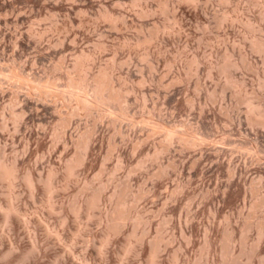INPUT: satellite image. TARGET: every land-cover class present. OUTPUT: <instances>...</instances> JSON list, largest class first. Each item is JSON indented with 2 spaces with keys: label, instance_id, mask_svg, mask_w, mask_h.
Listing matches in <instances>:
<instances>
[{
  "label": "rangeland",
  "instance_id": "rangeland-1",
  "mask_svg": "<svg viewBox=\"0 0 264 264\" xmlns=\"http://www.w3.org/2000/svg\"><path fill=\"white\" fill-rule=\"evenodd\" d=\"M164 1L165 3L163 2V0H136V2L135 0H0V65H2L0 67V73L2 72L4 74H0V86L5 88L4 95H0V153L1 151H4L3 154L5 156L7 155V157L9 158L7 160H13L15 157H19V166L22 163V165L20 166L22 170H26V168L27 170L29 168V170H31L32 168V171H34L36 174H41V172L47 173L50 168L55 167L57 164H59L56 166L57 168H64V166L62 167V165H65L66 161H70L76 155V145L72 143L77 142V135L79 136V139L80 136L87 132L89 129H94L95 135L93 136V141L91 144L92 147H90L87 156V165L85 164L84 168L83 166L79 167V169L77 168L76 176L70 178L69 181H66L65 179V181H63V178L60 174V182L63 181L64 183L61 182L59 185H63L64 187H59V196L55 195L54 197L55 200L57 198L56 202L60 201V205L64 204L63 206H66L70 209V207L74 205L75 202H78L79 194L82 191L86 192L88 190H85L83 188V185H85V183H87L89 187V193L98 191L99 193H101V195H103V197L104 194L105 196H109L108 194L110 192L112 193L115 189H117V186L119 188V186H121L122 184L121 188H119L118 190H124V187L125 190H127V197L129 200H131L132 209H134L132 213H134L133 216H135L131 221L128 222V229L127 227H125L123 230L126 231V233L128 230V234L123 232L121 233L120 237H126V239H128L125 234L129 237V233L131 232V230L137 228L138 234H143H140L139 237H142L141 239L145 240L143 241L145 245L149 243L148 245L150 246L154 241H157L158 243L161 242L159 243L161 247L159 256L162 255L160 259L162 261H165L164 264H172V258H174L175 254L180 255L177 256L179 257V261L181 263L184 262L181 260L185 259V261H188L189 259V261L191 260L192 264H212L210 262H213L212 260L215 259L216 262L214 260V263L216 264H227L221 257L223 252L221 250V244L226 245V243H224V237H227L225 235L226 232L230 233V238L232 239H230V247L234 246L235 248L236 246V249L230 248L231 252L234 250L232 252L233 256L235 258L238 256L236 259L243 256H240L242 251L243 254L246 255L248 252L245 253V251H249L251 249L254 250H251L252 253L249 252L247 254L249 256L253 254L254 257L253 255L250 257L246 256L247 258L243 256L244 258H241V262H239L240 260L238 259L237 264L238 262L240 264H247L248 261V264H260L259 262L261 260L262 262L264 261V233L262 232L261 234L260 231H258V227H256L255 225H259L260 221L264 223V204H262L264 202V127L251 125L249 121V115L246 113L248 111V106L245 101L242 102L243 104L240 102L243 99H240L242 96L240 91H247V93H249V96H251L252 94L253 100L255 101H259L258 98H260V101H262V104L264 105V49L259 51L253 47V38L257 37L264 40V33H262L264 32V21L262 18H260L262 14L261 12H264V0L261 1L262 3L260 2L261 5L260 3L254 5L252 0H226V2H224L223 0ZM222 1L224 3H222ZM247 2H250V4H247ZM84 3L87 4L85 5ZM165 4H167L168 6L164 7ZM102 8L109 9L108 11L111 12V16L115 18L120 17L118 21L116 20L114 22H110L109 19L101 18L100 12L102 11ZM146 9L148 11H146ZM256 9L258 10V12ZM142 11H146L148 12V14L150 13V11L152 12L149 15L143 17ZM167 12L169 13L167 14ZM174 12H176L178 15L174 16L176 15L174 14ZM225 12L227 13L228 17L226 16ZM154 14L155 17H152V15L154 16ZM254 14L257 16V18ZM258 15L260 17H258ZM223 16L227 17V20L224 19V21H222ZM242 17L244 20L242 19ZM247 17L250 19H248ZM175 19H177L178 22ZM88 20L90 23L88 22ZM119 20L121 21L119 22ZM246 20H251L250 22L256 27L252 26V30L247 25L246 27ZM93 21L95 23H93ZM238 21L240 23H238ZM122 22L123 25H121ZM156 22L157 24H155ZM179 22L182 23L179 24ZM82 24L85 25L83 26ZM154 24L156 25L157 29L161 28L160 30L158 29V32H160L159 34L161 36L159 34L157 35V33H155L153 29V33L156 37L155 39L153 37L155 42H153L152 39L151 44L149 43L146 48L145 45L144 48L143 46H140V48H134V46L130 44L134 49H131V46H128L129 49L128 47L126 48V46H124V43H134L135 45L139 39L141 40L143 39V37H148V35L152 34L151 28H155ZM165 25L167 26V31ZM141 28H143L145 32H149L150 29L151 33L149 32V34H146ZM248 28L250 30H248ZM251 32L253 33V35ZM254 32L256 33L254 34ZM41 33L43 34L41 35ZM144 33L146 34V36H144ZM250 37L252 38V40L250 39ZM98 43H105L104 45H106V49L102 51L96 50L95 47ZM115 48H120V50L117 49L119 52H117ZM94 50L99 52H96L97 54L94 55V58L96 59L91 62V64L94 62L93 65H91L92 69H94L92 71H97L102 66H107L108 64H110L111 59L113 58L115 59V62L117 59V63H119L120 65L124 64L121 66L119 64L116 65L118 67L116 68V70L113 69V71L115 70L114 73L112 72L114 74L113 76L116 75L118 78L121 76L119 78L120 80L122 79V77L124 80H126L124 86H127L128 91L131 92L127 94V111H122L126 113V118L123 121H119L118 123H115V125L111 122V118L109 117H104L101 121H97V113L91 116L87 111L84 110L81 111L79 115L72 118V122L68 126V128L66 127L64 130L60 131L57 134L56 131L59 122L58 119H60L61 117H65L67 115L66 113H68L69 110L71 111L72 108L76 107V104L74 102H69V107L71 108L69 109L68 106H65L61 102H55L54 99H51L50 97L43 99L39 95H36L34 93L30 92L28 94L29 91L22 88L21 90L23 93L20 92L19 103L15 106L10 105L12 91L8 88L10 84H18V81H20L18 80V75L30 78L32 81L36 80L44 82L48 79L56 80V86H59V89L67 90V73L68 70H71L75 56L78 54V52L81 51L92 53L94 52ZM253 50H255L256 52ZM145 51L148 52V54L145 53ZM257 52L259 53L257 54ZM226 53L227 56H229L230 54L233 57L232 58L230 56L231 59H233V62L238 61L236 64L239 63L238 67H241L243 69L232 68L233 71H230L232 74L230 72L228 73H230V76L233 75V78L230 77L229 74L226 75L227 73L224 75L223 73L221 74L216 68L215 70L218 71L221 75L215 70L211 72L215 67L213 65L219 63L224 58V55H226ZM144 56L145 58H143ZM193 56L195 57L194 59ZM192 59L198 60V65L193 64V66L191 63L193 61ZM245 60L247 62H245ZM124 61H126V63H124ZM58 62L59 64L61 62V65L63 63V67L61 66L62 68L56 69V64ZM242 63L243 66H246L247 64V68L245 66V68L240 66L242 65ZM190 64L192 68H190ZM152 67H154V69H152ZM227 76H229L230 79H228L229 77ZM116 79L115 82L118 81V79L117 81ZM228 82H234V85L232 84L230 88V84ZM219 83L220 85L218 86ZM222 86L224 89L222 88ZM233 86H236V88H234ZM131 89H133L134 91H132ZM235 91H237L236 94L233 93ZM257 91L259 92L256 93ZM215 93L217 94L214 95ZM237 94L239 95V98ZM212 95H214V99ZM256 95L258 96L255 97ZM211 98L213 99V101L211 100ZM22 110L26 112V116L21 119L20 124H18V129L16 128L17 124L13 120L12 115L13 113H20ZM115 110L119 112L118 107H115ZM59 112L61 113V115ZM146 122L158 123L168 130L172 128L182 131L187 130L189 133L196 135L199 139H205L208 142V144L205 145L207 147L204 146L203 150L200 151V149L198 148H181L179 147L181 145L175 143L171 147L170 151L168 150L166 153H161L159 156L153 158L151 156L154 155V149L158 148L163 140V131L162 134L159 133L153 137H150L149 132H146V128H148L146 126ZM3 123H5L8 127L6 126L5 129H2L1 126L3 125ZM141 138H143L145 141ZM133 145H136V147L138 148L134 147ZM11 148H13L14 151ZM64 159L67 160L65 161ZM144 159L146 162H144ZM57 160L60 161V163L57 162ZM23 161L25 162V165ZM60 164L62 165L60 166ZM162 165L164 166V168ZM160 167L165 169V173H161L162 169H159ZM231 170H233L235 174H231ZM129 171L132 172L130 173ZM46 173H44V175ZM83 177L85 179H83ZM118 177L121 178L119 179ZM73 178L76 179V182L81 178L83 180L80 179V181H83L84 183L81 184V182L79 181L81 184L79 185V182L75 183V180L73 181ZM23 181L24 180H21V183L17 185L18 190L16 187V191H20L19 198H23L22 200L18 199L19 206L22 205L20 206L22 208L23 206H29L26 207L29 208V210L26 208L24 209L25 211H28L29 218L32 217V220L34 218L33 221L35 223L33 224V227L36 226L34 229L39 226V229L37 228V230L35 231L37 232V234L39 233L40 236L38 235V237L39 239L41 238V243L46 246L52 241L51 239H54V237H47L48 240H46L48 241V243H43L46 241L44 238H46L47 235L45 229H43L45 227L40 225L42 222H44L45 219L47 220L50 215L51 219L57 218L56 220H58L61 217V212L58 211L55 213V215L47 212L49 211V209L47 208L46 204V193L43 190H41L42 192H44L42 194L41 191H38L39 193H36V197L34 196L35 199L32 198L29 190L27 189L25 181ZM91 181L94 184L91 183ZM251 181L253 183L255 182V186L257 185V192H254L255 195L254 193L252 194L251 191L250 184L253 185ZM112 183H114V186ZM21 184H23L22 187L20 186ZM70 184L73 185L68 186ZM2 185L3 183L1 182L0 198L2 200L0 199V201H2L3 203L4 201H6L9 190L6 186ZM129 185H133L132 188L134 190H132L131 186L129 188ZM96 186L101 190H97ZM126 187L128 189H126ZM78 188L80 189L76 191ZM110 188L113 190H111ZM24 189L25 191H23ZM60 189L62 190V192H60ZM106 190L107 193H104ZM131 190L132 193L130 195L129 191ZM140 191L142 192V195L144 194L143 196L140 195ZM175 193L176 195H174ZM43 194L45 195L43 196ZM77 195L78 197L76 198L75 196ZM128 195L132 196V199H130L131 197ZM26 196L30 197L28 198ZM81 196L82 193L80 195L79 201L81 200ZM141 196L143 201L141 199ZM170 196L172 198H170ZM30 198H32V200ZM107 198L106 201H103L105 203H102V205H99L98 207H96V209H94L93 212L95 213H93V215L95 216L92 217L94 220L91 219L92 221L89 222L90 225L88 227V229L90 230L88 231V229H86L81 233L83 235L80 234L82 240V237L84 236L85 240H83V243L81 242L82 240H80V238L76 236V231L79 228L77 222H79L80 224L83 217H78V221H76L77 217H74L72 220H75V223L70 221L73 225L70 223L68 225L69 228H67L69 230H67V232L65 231V234L62 233V235L64 236L62 237V242H57L55 240L54 244L56 246L52 247L53 241L50 243L52 245H47L48 248L52 247V250L47 249V246L45 247L47 249V254H49V256L51 257L53 253H55L54 256L50 258L48 255L43 253L37 259V255H35L33 256V258H30L32 260L29 259L30 262L37 259L36 261L31 262V264H35L37 261V263L40 264H53V262L55 263L57 260L56 258H54L55 255L57 254L56 256L58 258V255L62 253V250H64L62 255L71 256L72 254H69V251L71 252V248L72 251H74L73 246L69 247V245H74L72 244L71 240L76 242V247H80L76 248L75 254L72 252L74 255H78H72L74 257V260L78 259L77 261L81 264H85L83 260L82 262L84 263L81 262L82 258L84 260H87V264H100L101 262L99 263V260L101 261V259L104 261L105 259L101 258L99 254L97 255L98 252H95L98 250V245H94L95 243L92 244V246H97V250L92 246L91 250L90 247V249L87 248V242L85 241H88L90 234H92L93 232L98 233L103 229V226L105 227L104 223L101 221L104 217V206L110 205V203L107 201ZM43 199H46L45 205L43 203ZM68 200L70 202H68ZM73 200H75V202ZM19 201H22L21 203L23 204H21ZM63 201H65V203H63ZM66 202L68 204H66ZM255 203H259V205L261 206L258 205V209H256V212H252V207L250 206H253ZM68 205L70 206L68 207ZM100 207L103 209V211ZM136 207H138L139 209ZM99 208L102 211V213H100L102 214V216L100 215L101 217L98 213L100 212ZM97 209L99 210L98 212H96ZM35 213L36 215L39 214V218L35 215ZM46 213L47 215H49V217H47ZM96 213L98 216L96 215ZM41 215L45 217L44 220H42L44 217H41ZM139 216L142 217V223L139 225L141 226L139 228L140 230L138 229L137 225V227L132 228V226H135L136 218ZM246 216L249 218V220L246 218ZM39 219L41 221H39ZM145 219L148 221L145 222ZM257 219H259L260 221H257ZM54 221L55 220L51 221L49 219L46 221V223H48L49 225V223L51 222L53 225L50 224V226H54L51 228H53V230H55L56 228L57 230V225L60 221L58 220V222L56 223ZM46 223H44V225ZM230 223L233 226L231 227V229L229 227ZM245 223L246 225L250 224V228L248 227L249 231L244 230L247 228ZM1 225L2 224L0 222V227ZM148 226L149 228H147ZM227 226L229 230L227 229ZM2 227L1 229L4 228ZM40 228L41 232L43 231L45 234L38 231L40 230ZM205 228H207V231L205 230ZM225 228L228 231H226ZM232 228L235 229V231L233 230L235 240H233V236L231 234ZM242 229L244 230V233ZM5 230L6 229L2 230V234L7 232ZM21 230L22 228L19 231L20 233L22 232L21 237H19V232L18 234H16L17 237L22 239H19V241L22 242V245H29L31 240L29 239L28 233H25L27 232L26 229L24 230L23 228V230ZM102 231L103 233L105 232L104 230ZM68 232L70 234L67 235ZM73 233L74 235H76L73 236ZM5 234L4 236H1L0 234V238L4 237L0 240L6 239V236L8 237V233ZM84 234L88 236L87 239ZM98 234H100V232ZM146 234H148L147 238L145 236ZM149 234L151 238L148 237ZM158 234L161 235L158 237ZM66 235L69 236V239ZM72 236L75 239H71ZM157 238L159 241L156 240ZM159 238L161 239V241ZM191 238L193 240H191ZM27 239H29L30 241ZM77 239L78 241H80V243L78 241H75ZM126 239L124 240L126 241ZM173 239L175 240L173 241ZM237 239L239 241H237ZM6 240L2 241L4 245L8 243V239ZM68 240L71 241V243ZM64 241L67 242L65 243ZM120 241H122V239ZM222 241L223 243H221ZM59 242L66 244V246L64 244L62 246L61 244H59ZM123 242H120L122 246L114 245L117 246L115 247V249H113L114 246L113 248L111 247L114 251V253L112 251V256L115 253L122 254L121 248L123 249V245H125V242ZM243 242L247 244H243ZM56 243L59 245L57 246ZM141 243H139V246ZM241 244L245 246V250L244 248H242L244 246H241ZM84 246L87 249H85ZM211 246L216 250L215 253L213 252L215 251L213 248V250H210ZM252 246L257 247V250ZM1 247V250L4 248L5 250H7V245ZM61 247L62 249L60 251L59 248ZM64 247H67L68 249L65 248V250ZM83 248L84 251H82ZM119 248L121 251L119 250ZM166 248H168V250ZM247 248L250 249L248 250ZM53 249H57L58 252L56 253L57 250L54 251ZM48 250L50 251V253L48 252ZM88 250L90 255H94L93 257L91 256L90 258L89 253L87 255V252L85 251ZM240 250L241 253L239 252ZM185 251L186 253H184ZM210 251L213 253H211ZM237 252H239L240 254L236 255ZM253 252H256V256ZM120 254H116V257L115 255L113 256L118 261L115 258L108 256V258L111 257V259L115 260H108L111 262L110 263L106 261L108 259L107 258L104 262H102L104 264H117L118 262V264H145L144 262L148 264L147 259H144V257H146L145 255H136L132 253L130 256L133 255V257L129 259L133 260H129L126 263L125 259L130 256H124L123 254L122 256ZM211 254L215 258H212ZM44 255L47 256L48 259L47 257L43 258L45 257ZM69 256L64 258L68 259ZM40 257H42V260H39ZM118 257L121 259H118ZM64 258L63 260H66ZM135 258L136 260L134 261ZM141 258H143L144 261ZM206 258L209 259L206 260ZM250 258L252 260H250ZM52 259H54L53 262ZM244 259L245 261H243ZM166 260L171 261L168 262ZM30 262H27V264H29ZM262 264H264V262Z\"/></svg>",
  "mask_w": 264,
  "mask_h": 264
},
{
  "label": "bare ground",
  "instance_id": "bare-ground-1",
  "mask_svg": "<svg viewBox=\"0 0 264 264\" xmlns=\"http://www.w3.org/2000/svg\"><path fill=\"white\" fill-rule=\"evenodd\" d=\"M59 1V0H58ZM67 1V0H66ZM85 1V0H84ZM101 1V0H100ZM185 1H187V0H185ZM190 1V0H189ZM196 1V0H195ZM194 1V2H195ZM224 2H226V0H223ZM222 1V3H224ZM244 1V0H243ZM262 0H252V2L254 3V5L256 4H259L260 2H261ZM56 2V1H55ZM76 2V1H75ZM79 2V1H78ZM82 2V1H81ZM115 2V1H114ZM113 2V3H114ZM120 2V1H119ZM118 2V3H119ZM135 2H136V0H135ZM163 2L165 3V1L163 0ZM192 2V1H191ZM229 2V1H228ZM57 3V2H56ZM168 3V2H167ZM197 3V2H196ZM246 3V2H245ZM262 3V2H261ZM261 3H260V5H261ZM264 3V2H263ZM59 4V3H58ZM85 4V3H84ZM87 4V3H86ZM85 4V5H86ZM93 4V3H92ZM102 4V3H101ZM135 4V3H134ZM138 4H140V3H138ZM189 4V3H188ZM229 4V3H228ZM247 4H250V2L248 3L247 2ZM70 5V4H69ZM78 5V4H77ZM193 5V4H192ZM117 6V5H116ZM143 6V5H142ZM166 6H168L167 4H165V6L164 7H166ZM238 6V5H237ZM251 6V5H250ZM73 7V6H72ZM102 7V6H101ZM133 7V6H132ZM141 7V6H140ZM172 7V6H171ZM262 7V6H261ZM146 8V7H145ZM263 8V7H262ZM113 9V8H112ZM157 9V8H156ZM165 9H167V8H165ZM164 9V10H165ZM80 10V9H79ZM85 10V9H84ZM109 9H106V8H102V11L100 12V17L101 18H103V19H109L110 20V22H114V21H118V19L120 18V17H113V16H111V12L110 11H108ZM169 10V9H168ZM168 10H166V11H168ZM171 10V9H170ZM240 10V9H239ZM238 10V11H239ZM242 10H244V9H242ZM257 10V9H256ZM86 11V10H85ZM125 11V10H124ZM144 11V10H143ZM142 11V12H143ZM146 11H148L147 9H146ZM143 12L142 14H143V17L144 16H147V15H149L152 11H150V13L148 14V12ZM158 11V10H157ZM165 11V12H166ZM172 11H174V10H172ZM262 11V10H261ZM81 12V11H80ZM84 12V11H83ZM83 12H82V14H83ZM88 12V11H87ZM162 12H164V11H162ZM179 12V11H178ZM251 12V11H250ZM252 12H253V10H252ZM255 12V11H254ZM257 12H258V10H257ZM85 13V12H84ZM133 13H135V12H133ZM132 13V14H133ZM169 12H167V14H168ZM226 13V12H225ZM229 13V12H228ZM242 13V12H241ZM262 13V14H261ZM261 13H259V14H261V17L258 15V17H260V18H262L263 19V21H264V12H261ZM99 14V13H98ZM139 14V13H138ZM156 14V13H155ZM155 14H154V16L152 15V17H155ZM166 14V13H165ZM166 14V15H167ZM173 14V13H172ZM174 14H176V15H174V16H177L178 14L176 13V12H174ZM240 14V13H239ZM243 14V13H242ZM112 15H114V14H112ZM140 15V14H139ZM165 15V16H166ZM255 15V14H254ZM83 16V15H82ZM123 16V15H122ZM128 16V15H127ZM137 16V15H136ZM141 16V15H140ZM226 16L228 17V15H227V13H226ZM256 16V15H255ZM86 17V16H85ZM126 17V16H125ZM138 17V16H137ZM225 16H223V19H222V21H224V19H226L227 20V17H225ZM244 17V16H243ZM243 17H242V19H243ZM95 18H97V17H95ZM100 18V19H101ZM176 18V17H175ZM248 18V17H247ZM256 18H257V16H256ZM148 19V18H147ZM178 19H180V18H178ZM237 19H238V17H237ZM241 19V20H242ZM246 19V18H245ZM248 19H250V18H248ZM255 19V18H254ZM146 20V19H145ZM153 20V19H152ZM173 20H174V18H173ZM176 21H177V19H175ZM229 20V19H228ZM233 20V19H232ZM244 20V19H243ZM261 20V19H260ZM97 21V20H96ZM121 20H119V22H120ZM235 21V20H234ZM251 21V20H250ZM250 21H247L246 20V23H245V26L247 25L249 28H251L252 26H254V27H256L255 25H253ZM262 21V20H261ZM88 22H89V20H88ZM98 22V21H97ZM102 22V21H101ZM105 22H107V21H105ZM154 22V21H153ZM152 22V23H153ZM178 22V21H177ZM221 22V21H220ZM219 22V23H220ZM236 22V21H235ZM81 23V22H80ZM84 23V22H83ZM90 23V22H89ZM93 23H95L94 21H93ZM142 23V22H141ZM182 22H179V24H181ZM225 23V22H224ZM238 23H240L239 21H238ZM262 23V22H261ZM260 23V24H261ZM113 24V23H112ZM155 24H157V22L155 23ZM154 24V25H155ZM222 24V23H221ZM83 25V24H82ZM85 25V24H84ZM83 25V26H84ZM92 25V24H91ZM91 25H89V26H91ZM95 25V24H94ZM117 25V24H116ZM121 25H123V22H122V24ZM125 25H126V23H125ZM146 25V24H145ZM242 25V24H241ZM257 25H259V24H257ZM118 26V25H117ZM153 26V25H152ZM159 26V25H158ZM157 26V27H158ZM246 26V27H247ZM263 26V25H262ZM144 27V26H143ZM149 27V26H148ZM164 27V26H163ZM167 26L165 25V28H166ZM179 27H181V26H179ZM113 28V27H112ZM151 28V27H150ZM155 28H156V25H155ZM155 28H151V30H152V34H150V35H148V37L146 36V34H149V32L151 33V30L149 29V32H145L144 31V29L143 28H141V29H143V31L146 33H144V36H146V37H143V39H139V38H141V37H139L137 40H138V42H136V44L134 45V43H124V46H126V48L128 47V46H131L132 48L131 49H134L135 47H138V48H140V46H143V48H144V45H145V48L147 47V45H149V43L151 44V41H152V39H153V37H154V39L156 38L155 37V35H154V33H153V29H154V32L155 33H157V35L160 33V32H158L159 30L156 28V30H155ZM248 28V30H250ZM253 28V27H252ZM252 28H251V30H252ZM258 28V27H257ZM262 28V27H261ZM260 28V29H261ZM163 30V29H162ZM161 30V31H162ZM254 30V29H253ZM256 30V29H255ZM148 31V30H147ZM165 31V30H164ZM166 31H167V28H166ZM47 33V32H46ZM142 33V32H141ZM247 33H249V32H247ZM252 33V32H251ZM256 32H254V34H255ZM257 33H258V29H257ZM262 33H264V32H262ZM262 33H259V34H262ZM38 34V33H37ZM43 33H41V35H42ZM142 35V34H141ZM160 35V34H159ZM251 35V34H250ZM252 35H253V33H252ZM37 36V35H36ZM39 36V35H38ZM139 36V35H138ZM161 36V35H160ZM257 36V35H256ZM261 36V35H260ZM264 36V35H263ZM159 37V36H158ZM244 37H245V35H244ZM248 37H249V35H248ZM255 37V36H254ZM42 38V37H41ZM257 38V37H256ZM253 38V47L256 49V50H259V51H261V50H263L264 49V40L261 38ZM153 39V42H155V40ZM250 39L252 40V38L250 37ZM245 40V39H244ZM248 41V40H247ZM126 42V41H125ZM128 42H130V41H128ZM59 43V42H58ZM105 44V43H104ZM103 43H98L97 45H96V50H99V51H102V50H105L106 49V45H104ZM130 44H132L133 46H134V48H133V46L132 45H130ZM249 44H250V42H249ZM252 44V43H251ZM58 45V44H57ZM119 45H121V44H119ZM118 45V46H119ZM120 47H122V46H120ZM150 47V46H149ZM250 47H252V46H250ZM137 48V49H138ZM142 48V49H143ZM249 48V47H248ZM116 49V51L117 52H119L118 50H120V48H115ZM115 49H114V51H115ZM118 49V50H117ZM128 49H129V47H128ZM130 49V50H131ZM145 50V49H144ZM99 51H95L94 50V52H95V54H94V52H92V53H86V52H84V51H81V52H78V54L75 56V59L73 60L74 62H73V65H72V67H71V70H68V73H67V78H68V84H67V90H62V89H59V86H56V80H51V79H48V80H46V81H44V82H41V81H32L30 78H27V77H24V76H19L18 75V77H19V79L18 80H20V81H18V84H10V86H9V90H11L12 91V96H11V101H10V105L11 106H15V105H17L18 103H19V100H20V98H19V96H20V92H22V88L23 89H27L26 91L28 92V94L31 92V93H34V94H36V95H39L41 98H43V99H45V98H51V99H54V101L56 102H61L62 104H64L65 106H68L69 107V102H74L75 104H76V107L75 108H72V110L70 111H68V113H66L67 115L65 116V117H61L60 119H58L59 120V122H58V125H57V134L60 132V131H62V130H64L66 127L68 128V126L71 124V120H72V118L74 117V116H77V115H79L80 114V112L81 111H87L91 116H93V115H95V113H97V116H98V120L97 121H101L104 117H109V118H111V122L115 125V123H118L119 121H123L126 117V113L125 112H122V111H127V106H128V100H127V94L128 93H131V92H129L128 91V89H127V86H124V83H125V81L126 80H124L123 79V77H122V79L120 80L119 78L121 77H117L116 75V77L115 76H113L114 74V71L116 70V68L118 67V66H116V65H118L119 63H117L118 61H117V59H116V62H115V59L113 58V59H111V62H110V64H108L107 66L105 65V67L104 66H102L101 68H99L97 71H92V70H94V69H92V67H91V65H93V63L91 64V62L94 60V59H96V58H94V55H96L97 53L96 52H99ZM116 51H115V53H116ZM152 51V50H151ZM253 51H255V50H253ZM228 52V51H227ZM256 52V51H255ZM145 53H147L148 54V52H146L145 51ZM151 53V52H150ZM259 52H257V54H258ZM146 54V55H147ZM225 54V53H224ZM224 54H222V55H224ZM229 54V53H228ZM243 54V53H242ZM249 54V53H248ZM255 54V53H254ZM262 54V53H261ZM264 54V53H263ZM116 55V54H115ZM145 55V54H144ZM151 55V54H150ZM244 55V54H243ZM143 56V55H142ZM231 55L229 54V56H227V53H226V55H224V58L223 57H221V58H223L219 63H217L216 65H213V63H212V65L213 66H215L214 68L213 67H210V68H213L212 69V71L211 72H213V70H215V68L217 69V70H219V72L222 74L223 73V75L224 74H226V75H228L229 74V76H230V73L233 71V69L232 68H237V69H240L239 67H238V65H239V63L238 64H236L237 62H233L232 60L233 59H231V57H230ZM242 56V55H241ZM246 56V55H245ZM248 56V55H247ZM259 56H261V55H259ZM143 58H145V56L143 57ZM149 58V57H148ZM195 57L193 56V59H194ZM233 58V57H232ZM246 58V57H245ZM192 59V60H193ZM235 59V58H234ZM242 59V58H241ZM145 60V59H144ZM191 60V61H192ZM236 60V59H235ZM234 60V61H235ZM264 60V59H263ZM63 61V60H62ZM190 61V62H191ZM243 61V60H242ZM4 62V61H3ZM197 62H198V60H193L191 63H192V65L193 64H197ZM245 62H247L246 60H245ZM244 62V63H245ZM249 62V61H248ZM121 63V62H120ZM123 63V62H122ZM124 63H126V61H124ZM189 63V62H188ZM199 63V62H198ZM241 63V62H240ZM58 64V65H57ZM56 64V69L57 68H62L63 66V63H62V65H61V62H60V64H59V62ZM249 64V63H248ZM251 64V63H250ZM120 65V64H119ZM121 65H124V64H121ZM120 65V66H121ZM152 65V64H151ZM198 65V64H197ZM2 65H0V67H1ZM62 66V67H61ZM116 66V67H115ZM190 66H191V64H190ZM194 66V65H193ZM211 66V65H210ZM240 66H242V67H244L243 66V63H242V65H240ZM246 66H247V64H246ZM245 66V67H246ZM251 66V65H250ZM94 67V66H93ZM188 67V66H187ZM244 67V68H245ZM256 67V66H255ZM254 67V68H255ZM151 68V67H150ZM190 68H192V66L190 67ZM247 68V67H246ZM251 68V67H250ZM253 68V69H254ZM113 69H115L114 71H113ZM152 69H154V67H152ZM189 69V68H188ZM242 69V68H241ZM253 69H252V71H253ZM258 69V68H257ZM257 69H255V70H257ZM191 70V69H190ZM232 70V71H231ZM243 70V69H242ZM246 70V69H245ZM251 70V69H250ZM187 71V70H186ZM186 71H185V73H186ZM216 71V70H215ZM231 71V72H230ZM259 71V70H258ZM258 71H257V73H258ZM113 72V73H112ZM193 72V71H192ZM216 72H218V71H216ZM218 72V73H219ZM228 72H230V73H228ZM2 73V72H1ZM0 73V74H1ZM184 73V72H183ZM217 73V74H218ZM219 73V74H220ZM3 74V73H2ZM1 74V75H2ZM190 74H191V72H190ZM189 74V75H190ZM220 74V75H221ZM232 74V73H231ZM0 75V76H1ZM4 75V74H3ZM222 75V76H223ZM226 75H225V77H226ZM182 76V75H181ZM213 76V75H212ZM211 76V77H212ZM229 76H227V77H229ZM258 76H260V75H258ZM114 77H115V79L117 78L118 79V81H117V79H116V81L118 82H115V79H114ZM186 77V76H185ZM190 77V76H189ZM230 77H232L233 78V75L232 76H230ZM230 77L228 78V79H230ZM264 77V76H263ZM262 77V78H263ZM12 78V77H11ZM125 78V77H124ZM177 78V77H176ZM218 78H219V76H218ZM235 78V77H234ZM261 78V77H260ZM227 79V80H228ZM120 80V81H119ZM123 80V81H122ZM224 80V79H223ZM235 80V79H234ZM261 80V79H260ZM176 81V80H175ZM143 82V81H142ZM222 82V81H221ZM229 82H230V80H229ZM228 82V83H229ZM236 82H237V80H236ZM128 83V82H127ZM138 83V82H137ZM141 83V82H140ZM145 83V82H144ZM227 83V84H228ZM234 83V82H233ZM232 82L231 83H229L230 84V88H231V86H232V84H233ZM240 83V82H239ZM236 84V83H235ZM243 84V83H242ZM241 84V85H242ZM2 85V84H1ZM58 85V84H57ZM126 85V84H125ZM138 85H140V84H138ZM220 85V83L218 84V86ZM234 85V84H233ZM136 86V85H135ZM228 86V85H227ZM126 87V88H125ZM137 87V86H136ZM169 87V86H168ZM229 87V86H228ZM234 87V86H233ZM243 87H244V85H243ZM129 88V87H128ZM133 88V87H132ZM199 88V87H198ZM222 88H223V86H222ZM226 88V87H225ZM234 88H236V86L234 87ZM167 89V88H166ZM224 89V88H223ZM228 89V88H227ZM130 90V89H129ZM132 91H134L133 89H131ZM169 90V89H168ZM234 90V89H233ZM232 90V91H233ZM238 90V89H237ZM241 90V89H240ZM243 90V89H242ZM6 91H7V89H6ZM224 91V90H223ZM229 91V90H228ZM253 91H255V90H253ZM168 92V91H167ZM213 92H216V91H213ZM236 92L237 91H235V92H233V93H235L236 94ZM259 91H257L256 93H258ZM4 93H5V88L4 87H2V86H0V95H4ZM23 93V92H22ZM223 93V92H222ZM232 93V92H231ZM240 93H241V95L243 96H241V98L240 99H242V101H240V100H238V101H240L241 103L243 102V101H245L246 102V104H247V106H248V111L246 112L248 115H249V121H250V123H251V125H256V126H261V127H264V105L262 104V101H260V98H258L259 99V101H255V100H253V95L251 94V96H249V93H247V91L245 92H241L240 91ZM253 93H255V92H253ZM25 94V93H24ZM210 94H213V93H210ZM217 93H215L214 95H216ZM32 95V94H31ZM167 95V94H166ZM214 95H212L213 96V99H214ZM233 95V94H232ZM231 95V96H232ZM238 95V94H237ZM260 95V94H259ZM235 96V95H234ZM258 95H256L255 97H257ZM32 97V96H31ZM38 97V96H37ZM215 97H217V96H215ZM36 98V97H35ZM40 98V99H41ZM209 98H210V95H209ZM234 98V97H233ZM238 98H239V95H238ZM261 98H262V96H261ZM213 99L211 98V100L213 101ZM236 99H237V97H236ZM262 100V99H261ZM264 100V99H263ZM45 101V100H44ZM191 101V100H190ZM39 102V101H38ZM192 102V101H191ZM235 102V101H234ZM239 102V103H240ZM261 102V103H260ZM45 103V102H44ZM243 104V103H242ZM115 107H118V110H119V112L118 111H116L115 110ZM69 109H71L70 107H69ZM94 112V113H93ZM60 113V112H59ZM60 115H61V113H60ZM13 120L15 121V123L17 124V127L16 128H18L19 129V125L18 124H20V121H21V119L23 118V117H25L26 116V112L24 111V110H22L20 113H13ZM2 118V117H1ZM3 119V118H2ZM5 120V119H4ZM7 120V119H6ZM8 121V120H7ZM6 123V122H5ZM5 123H3V125L1 126V128L2 129H5L6 128V124ZM8 123V122H7ZM25 123V122H24ZM146 126L148 127V128H146V132L148 131L149 132V136L150 137H153V136H155L156 134H159V133H161L162 134V131H163V140H162V142H161V145L158 147V148H156V149H154L155 150V152H154V155H153V153H152V155L153 156H151V157H153V158H155V157H157V156H159L161 153H166L168 150L170 151V149H171V147L175 144V143H178L179 145H181V146H179V147H181V148H185V149H195V148H198V149H200V151L201 150H203V147L206 145V144H208V142L205 140V139H199L196 135H194V134H191V133H189L187 130H185V131H182V130H178V129H174V128H172V129H166V128H164L163 126H161L160 124H158V123H154V122H146ZM8 127V126H7ZM15 127V126H14ZM71 127V126H70ZM148 129V130H147ZM15 131V130H14ZM68 131V130H67ZM13 132V131H12ZM119 132V131H118ZM147 132V133H148ZM68 133V132H67ZM13 134V133H12ZM14 134H16V133H14ZM65 134V133H64ZM71 134V133H70ZM78 134V133H77ZM160 134V135H161ZM72 135V134H71ZM81 135V134H80ZM95 135V133H94V129H89L87 132H85L83 135H81L80 136V138L78 139V135H77V142L76 143H72V144H75L76 145V149H75V147H74V149L77 151L76 152V155H75V157L74 156H72V157H74L73 159H71L70 161H66L67 159H64L66 162H65V165H62V164H60V166L62 165V167L64 166V168H57L56 166L57 165H59V164H57L55 167H52V168H50L49 170H48V172L46 173V172H44V173H46L45 175H44V173L43 172H41V174H43V175H41V174H36L34 171H32V168H31V170H27V168H26V170H22V168L20 167L21 165H22V163H21V165L19 166V161H20V159H18L17 157H15L13 160H7V159H9L8 157H7V155L5 156L3 153H4V151L2 152L1 151V153H0V181L3 183V185L2 186H6L7 188H8V190H9V192H8V194H7V197H6V201H4L3 203H2V201H0V222H1V227L3 228V229H1V227H0V229H1V236H4V234L5 233H8V237L6 236V239H8V243H9V245H8V243L6 244L7 245V250H5V248L4 249H0V263L1 264H27V262H30V260H32V259H30V258H33V256H35V255H37L36 256V258L38 259V257L39 256H41L43 253L44 254H46V255H48L49 256V254H47V249H50V250H52V247H54V246H56L55 244H54V241L56 240L57 242L58 241H61L63 238L62 237H64L63 235H62V233L63 234H65L64 232L66 231L67 232V230H69V229H67V228H69V224L71 223V222H73V223H75L72 219L74 218V217H77L76 218V221H78L79 219H78V217H83V219H84V221H83V219H81L82 220V222H80V224H79V222H77L76 224L77 225H79V228H78V230L76 231L77 232V235L76 236H78L79 238H80V240H82L81 239V235H83V234H81L82 232H84V230H86V229H88V227H89V225H90V223L89 222H91L92 220H94L92 217L93 216H95V215H93V213H95V212H93L94 211V209H96V207H98L99 205H102V203H105V202H103V201H106V198H107V201L110 203V205H106V206H104L105 207V209H104V212H103V220L101 221V222H103L104 223V225H105V227L103 226V229L102 230H104L105 232L103 233V231L101 230V231H99L100 232V234H98V233H94L93 231V233L92 234H90L91 233V231H90V237L88 238V241H85V242H87V248H91V246H92V244H94V245H98V250H97V246L95 247V246H92V247H94V248H96V250L97 251H95V252H98L97 253V255L99 254L100 256H101V258H104L105 260L108 258V256H111V257H113L114 255H115V257H116V254H120V253H115L113 256H112V248H113V246L114 245H119V246H122L121 245V243L120 242H123V240L124 239H126V237L123 239V238H121L120 237V235H121V233H123V232H125L126 233V231H123L124 230V228L125 227H127V229H128V226H129V224H128V222L129 221H131L132 219H133V217L135 216H133V214L134 213H132V211H134V209H132V204H131V200H129L128 199V197H127V190H125V187H124V190L122 189V190H118L119 188H121V186H122V184H121V186H119V188H118V186H117V189H115L111 194L109 193L108 195L109 196H105V194H104V197H103V195H101V193H99L98 191L97 192H95V191H93L92 193H89L88 191H90L89 190V187H88V185H87V183H85V185H83L82 187L85 189V190H87L86 192H81L82 193V196H81V200L79 201V199H80V195H81V193L79 194V197H78V195L77 196H75L76 198L78 197V202L76 203L75 202V200H77V199H75V200H73L74 202H75V204L74 203H72V204H74V205H72L71 207H70V209L69 208H67L66 206H63L64 204L63 203H65V201H63V205H60L61 204V202L60 201H58V202H56L57 201V198H56V200L54 199V197H55V195L57 196L58 195V190H59V187H64L63 185L62 186H60L59 184L61 183V182H63V181H69V179L70 178H72V177H74V176H76V169L78 168L79 169V167H82L83 166V168H84V165L86 164V160L88 159L87 158V156H88V153H89V149H90V147H92V139H93V136ZM69 136V135H68ZM64 137V136H63ZM124 137H126V136H124ZM71 139V138H70ZM141 139H143V138H141ZM147 139H148V137H147ZM152 139V138H151ZM158 139V138H157ZM12 140H14V139H12ZM16 140V139H15ZM144 140V139H143ZM66 141V140H65ZM70 141H72V140H70ZM139 141V140H138ZM145 141V140H144ZM8 142V141H7ZM14 142V141H13ZM143 142V141H142ZM157 142V141H156ZM155 142V143H156ZM149 143V142H148ZM147 143V144H148ZM158 143V142H157ZM139 144V143H138ZM141 144H143V143H141ZM67 145V144H66ZM140 145V144H139ZM154 145H156V144H154ZM159 145V144H158ZM134 146V145H133ZM138 146V145H137ZM143 146V145H142ZM213 146V145H212ZM215 146V145H214ZM3 147V146H2ZM69 147V146H68ZM115 147V146H114ZM134 147H136V145L134 146ZM133 147V148H134ZM140 147V146H139ZM205 147H207V146H205ZM218 147V146H217ZM28 148V147H27ZM136 148H138V147H136ZM143 148V147H142ZM5 149H7V148H5ZM4 149V150H5ZM11 149H13V148H11ZM68 149V148H67ZM115 149V148H114ZM74 150V151H75ZM112 150V149H111ZM135 150V149H134ZM183 150V149H182ZM13 151H14V149H13ZM26 151V150H25ZM28 152H30V151H28ZM25 153V152H24ZM134 153V152H133ZM6 154V153H5ZM19 154V153H18ZM52 154V153H51ZM73 154V153H72ZM71 154V155H72ZM11 155V154H10ZM23 155H25V154H23ZM43 156V155H42ZM51 156V155H50ZM90 156V155H89ZM7 157V158H6ZM40 157V156H39ZM62 157H64V156H62ZM148 157V156H147ZM11 158H12V156H11ZM10 158V159H11ZM27 158V157H26ZM45 158V157H44ZM152 158V159H153ZM146 159V158H145ZM145 159H144V162H146L145 161ZM149 159V158H148ZM24 160H25V158H24ZM120 160V159H119ZM142 160V159H141ZM155 160V159H154ZM21 161H22V158H21ZM143 161V160H142ZM156 161V160H155ZM24 162V161H23ZM34 162V161H33ZM40 162V161H39ZM57 162H59L60 163V161H58L57 160ZM48 163V162H47ZM50 163V162H49ZM34 164V163H33ZM33 164H32V166H33ZM40 164V163H39ZM24 165H25V162H24ZM87 165V164H86ZM49 166V165H48ZM52 166V165H51ZM59 166V167H60ZM136 166H138V165H136ZM163 166V165H162ZM27 167V166H26ZM50 167V166H49ZM23 168H24V166H23ZM42 168V167H41ZM138 168V167H137ZM163 168H164V166H163ZM163 168H159V169H162L161 170V173H165V169H163ZM103 169V168H102ZM116 169V168H115ZM140 169V168H139ZM138 169V170H139ZM44 170V169H43ZM141 170V169H140ZM234 170V169H233ZM233 170H231V174H235V172H233ZM80 171V170H79ZM135 171V170H134ZM90 172H91V170H90ZM130 172V171H129ZM132 172V171H131ZM130 172V173H131ZM160 172V171H159ZM102 173V172H101ZM230 173V172H229ZM60 174H61V177L63 178V181H61L60 182V179H61V177H60ZM89 174V173H88ZM81 175V174H80ZM85 175V174H84ZM93 175V174H92ZM102 175V174H101ZM109 175H111V174H109ZM132 175H133V173H132ZM163 175V174H162ZM98 176H100V175H98ZM114 176V175H113ZM60 177V178H59ZM87 177V176H86ZM160 177H161V175H160ZM116 178V177H115ZM115 178H114V180H115ZM119 178V177H118ZM121 178V177H120ZM119 178V179H120ZM231 178V177H230ZM65 179V180H64ZM81 179V178H80ZM80 179H79V181H80ZM83 179H85L84 177H83ZM83 179H81V180H83ZM117 179V178H116ZM21 180H24L25 181V183H26V186H27V189L29 190V192H30V195L32 196V198H34V196L36 195V193H39L41 190H43L45 193H46V195L45 194H43V196L45 195V198L47 199V203H46V199H43L44 200V205H45V203L47 204V208L49 209V211H47V212H49L50 214H54L55 215V213L56 212H61V217L58 219L60 222H59V224L57 225L58 227V229L56 230V228H55V230H53V228H51V227H54V226H52L53 224L50 222L49 223V225H48V223H46V221L47 220H51V221H53V220H55L54 222L56 223V222H58V220H56L57 218H55V219H51V215H50V217H49V215H47V213H46V215H47V217H49V218H47V220L45 219V217L43 216V215H41V217L43 216L44 218L42 219V220H44V222H42L43 223V225H42V223H41V225L40 226H44L45 228H43V227H41V228H43V229H45V232H46V238H44L45 240L47 239V237L49 238L50 236H51V238H53L54 237V239H51L52 241V243H53V245L52 244H50V243H48V239L45 241V242H43V243H48L47 245H52V247L51 248H48V246H47V249L45 248L46 246H44L42 243H41V241H40V239H39V237H38V235H39V233L37 234V232L35 231V230H37V228L39 227H37L36 229H34L35 227H33L34 225V218H33V220L31 219V218H29V216H28V211H25V209L24 208H26L27 206H23V208L22 207H20V206H22V205H20L19 206V203H18V199L19 200H22L23 198H19V194H20V191H16V187H17V185L18 184H20L21 182ZM75 180V183H77V182H79V181H77L76 182V179H74L73 178V181ZM86 180H87V178H86ZM99 180V179H98ZM128 180V179H127ZM127 180H126V183H127ZM231 180V179H230ZM23 181V182H24ZM85 181V180H84ZM93 181V180H92ZM91 181V183H93ZM103 181V180H102ZM105 181V180H104ZM109 181V180H108ZM117 181V180H116ZM0 182V183H1ZM71 182H72V180H71ZM81 182V181H80ZM80 182H79V185H81L82 183H84L83 181L81 182V184H80ZM96 182V181H95ZM121 182V181H120ZM124 182H125V180H124ZM131 182V181H130ZM252 182V181H251ZM64 183V182H63ZM111 183V182H110ZM230 183V182H229ZM253 183V182H252ZM5 184V185H4ZM68 184V183H67ZM74 184V183H73ZM73 184H70V185H68V186H71V185H73ZM89 184H90V182H89ZM94 184V183H93ZM104 184H106V183H104ZM113 184V186H114V183H112ZM118 184V183H117ZM133 184V183H132ZM115 185H116V183H115ZM126 185V184H125ZM251 185V191H252V194L256 191L257 192V190H256V186H255V182L253 183V185L252 184H250ZM21 187L23 186V184H21L20 185ZM66 186V185H65ZM112 186V187H113ZM130 186L131 185H129L128 187L130 188ZM74 187V186H73ZM77 187V186H76ZM80 187V186H79ZM111 187V188H112ZM133 187V185L131 186V188ZM4 188V187H3ZM2 188V189H3ZM26 188V187H25ZM70 188V187H69ZM100 188H101V186H100ZM110 188V189H111ZM19 189H20V187H19ZM68 189V188H67ZM80 188H78L76 191H78ZM91 189H92V187H91ZM96 189L97 190H101V189H98L97 188V186H96ZM108 189V188H107ZM126 189H128L127 187H126ZM141 189V188H140ZM17 190H18V187H17ZM70 190V189H69ZM82 190V189H81ZM111 190H113V189H111ZM132 190H134L133 188H132ZM132 190L131 191H129L130 192V195H131V193H132ZM6 191V190H5ZM5 191H4V193H5ZM23 191H25V189L23 190ZM39 191V192H38ZM71 191H73V190H71ZM103 191V190H102ZM139 191V190H138ZM44 192H42L41 191V194L42 193H44ZM60 192H62V190L60 189ZM88 192V193H87ZM177 192V191H176ZM248 192V191H247ZM250 192V191H249ZM27 193V192H26ZM104 193H107V190L104 192ZM139 193V192H138ZM142 192L140 191V195H142L141 194ZM25 194V193H24ZM28 194V193H27ZM66 194H68V193H66ZM77 194H78V192H77ZM103 194V193H102ZM146 194H148V193H146ZM257 194V193H256ZM2 195H3V193H2ZM29 195V194H28ZM72 195V194H71ZM75 195H76V193H75ZM107 195V194H106ZM130 195H128V196H130ZM134 195V194H133ZM144 195V194H143ZM142 195V196H143ZM174 195H176V193L174 194ZM254 195H255V193H254ZM59 196V195H58ZM135 196V195H134ZM142 196H141V199H142ZM1 197V196H0ZM3 197V196H2ZM23 197V196H22ZM26 197H30V196H26ZM36 197V196H35ZM72 197V196H71ZM106 197V198H105ZM131 198L130 199H132V196H130ZM138 197H140V196H138ZM138 197H137V199H138ZM32 198H30L31 200H32ZM62 198V197H61ZM104 198H105V200H104ZM143 198H145V197H143ZM170 198H172L171 196H170ZM1 199V198H0ZM35 199V198H34ZM66 199V198H65ZM68 199V198H67ZM140 199V198H139ZM2 200V199H1ZM28 200V199H27ZM72 200V199H71ZM24 201V200H23ZM29 201V200H28ZM35 201V200H34ZM142 201H143V199H142ZM20 202V201H19ZM22 202V201H21ZM20 202V203H21ZM27 202V201H26ZM59 202H60V204H59ZM68 202H70L69 200H68ZM134 202H136V201H134ZM145 202V201H144ZM31 203H32V201H31ZM35 203V202H34ZM33 203V204H34ZM40 203H41V201H40ZM109 203H107V204H109ZM137 203H139V202H137ZM143 203V202H142ZM261 203V202H260ZM21 204H23V203H21ZM66 204H68L67 202H66ZM65 204V205H66ZM70 204V203H69ZM136 204V203H135ZM135 204H133V205H135ZM167 204V203H166ZM262 204H264V202L262 203ZM258 205H259V203L258 204H254L253 206H250V207H252L251 208V210H252V212H256V209H258L257 207H258ZM35 206V205H34ZM36 206H37V203H36ZM40 206V205H39ZM70 205H68V207H69ZM166 206V205H165ZM259 206H261V205H259ZM29 207V206H28ZM164 207V206H163ZM248 207V206H247ZM263 207V206H262ZM31 208V207H30ZM41 208V207H40ZM45 208V207H44ZM101 208V207H100ZM100 208H99V210H100ZM136 208H138V207H136ZM246 208V207H245ZM26 209H28L29 210V208H26ZM102 209V208H101ZM139 209V208H138ZM143 209V208H142ZM149 209V208H148ZM164 209V208H163ZM38 210V209H37ZM46 210V209H45ZM98 209L96 210V212H98L99 211ZM136 210V209H135ZM35 211V210H34ZM102 211H103V209H102ZM102 211L100 210V212H98L99 213V216L101 215L102 216V214H100V213H102ZM37 212V211H36ZM136 212V211H135ZM150 212H152V211H150ZM248 212V211H247ZM251 212V213H252ZM32 213V212H31ZM30 213V214H31ZM137 213V212H136ZM141 213V212H140ZM38 214V213H37ZM60 214V213H59ZM154 214V213H153ZM244 214V213H243ZM35 215H36V213H35ZM34 215V216H35ZM96 215H97V213H96ZM138 215V214H137ZM141 215V214H140ZM247 215V214H246ZM253 215V214H252ZM264 215V214H263ZM30 216H32V215H30ZM33 216V217H34ZM36 216H38V218H39V214L38 215H36ZM60 216V215H59ZM98 216V215H97ZM100 216V217H101ZM240 216V215H239ZM244 216V215H243ZM58 217V216H57ZM143 217H145V216H143ZM166 217V216H165ZM37 218V217H36ZM54 218V217H53ZM246 218L249 220V218L246 216ZM245 218V219H246ZM78 219V220H77ZM92 219V220H91ZM95 219H96V217H95ZM144 219V218H143ZM244 219V220H245ZM251 219V218H250ZM263 219H264V216H263ZM172 220V219H171ZM243 220V219H242ZM247 220V221H248ZM259 219H257V221H258ZM262 220V219H261ZM39 221H41L40 219H39ZM71 221V222H70ZM146 221H148V220H146L145 219V222ZM163 221V220H162ZM228 221V220H227ZM230 221V220H229ZM253 221H254V219H253ZM252 221V222H253ZM260 221V220H259ZM264 221V220H263ZM37 222V221H36ZM136 223H135V226H132V228H134V227H137L138 226V229L141 227V226H139L141 223H142V217H137L136 218V221H135ZM151 222V221H150ZM249 222V221H248ZM252 222H250V223H252ZM39 223V222H38ZM44 223H46L45 225H44ZM100 223V222H99ZM50 224H52L51 226H50ZM72 224V223H71ZM131 224V223H130ZM143 224H144V221H143ZM256 224V223H255ZM56 225H55V227H56ZM73 225V224H72ZM75 225V224H74ZM76 225V226H77ZM128 225V226H127ZM133 225V224H132ZM137 225V226H136ZM148 225V224H147ZM211 225H213V224H211ZM210 225V226H211ZM226 225V224H225ZM231 225V223L229 224V227H230V229H231V227H233L232 225ZM244 225V224H243ZM245 225H246V223H245ZM250 225V224H249ZM249 225H246L247 226V228L246 229H244V230H248V227L250 228V226ZM253 225V224H252ZM99 226V225H98ZM100 226H102V225H100ZM131 226V225H130ZM144 226V225H143ZM256 227H258V231H260V233L262 234V232L264 233V223L263 222H261L260 221V223H259V225H255ZM78 227V226H77ZM152 227H153V225H152ZM187 227V226H186ZM243 227V226H242ZM252 227V226H251ZM22 228V230H23V228H24V230L26 229V231L27 232H25V233H28V235H29V239L31 240V242H30V244H29V239H27V240H29L28 241V244L29 245H25L24 243V245L26 246H24V245H22V242L21 241H19V237H21V233L19 232L20 231V229ZM41 228H40V230H38V231H40V233H42L41 232ZM105 228V229H104ZM147 228H149V226L147 227ZM157 228V227H156ZM208 228V227H207ZM207 228H205V230L207 229ZM211 228H213V227H211ZM234 228H237V227H234ZM241 228V227H240ZM239 228V229H240ZM254 228V227H253ZM253 228H252V230H253ZM4 229H6L5 231H7V232H5V231H3V232H5V233H3L2 234V230H4ZM39 229V228H38ZM100 229V228H99ZM153 229V228H152ZM210 229V228H209ZM217 229V228H216ZM226 229V228H225ZM227 229L229 230V228H228V226H227ZM226 229V231H228ZM238 229V230H239ZM242 229V231H243V233H244V230ZM21 230V231H22ZM75 230H76V228H75ZM90 229H88V231H89ZM98 230V229H97ZM126 230V229H125ZM130 230V229H129ZM140 230V229H139ZM141 230H142V228H141ZM146 230V229H145ZM157 230V229H156ZM211 230V229H210ZM214 230V229H213ZM220 230V229H219ZM233 230L235 231V229H233L232 228V232H231V234H232V236H233V240H235V238H234V235H233ZM251 230V231H252ZM87 231V232H88ZM160 231V230H159ZM207 231V230H206ZM249 231V230H248ZM257 231V230H256ZM18 232H19V237H17V235L16 234H18ZM71 232V231H70ZM148 232H150V231H148ZM161 232V231H160ZM44 233V232H43ZM101 233H103V234H101ZM124 233V234H125ZM142 233H143V231H142ZM144 233H145V231H144ZM147 233V232H146ZM223 233H225V232H223ZM24 234V233H23ZM45 234V233H44ZM43 234V235H44ZM68 234H70L69 232L67 233V235ZM81 234V235H80ZM85 234H87V233H85ZM84 234V235H85ZM126 234H128V230H127V233ZM125 234V236H127V238L128 239H126V241L124 240V244L125 245H123L124 247H123V249L121 248V250H120V248H119V250L122 252V254L124 255V256H130L132 253H134V254H139V255H145L146 257H144V259L146 258L147 259V262H148V264H164V262L165 261H162L161 259H160V257L162 256H159V254H160V252H161V247H160V245H159V243H161V242H153L150 246L148 245L149 243H147L146 245L144 244V242L143 241H145V240H142L139 236H140V234H138V231H137V228L136 229H133V230H131V232L129 233V237H128V235H126ZM153 234V233H152ZM6 235V234H5ZM66 235V236H67ZM74 235V233H73V236H75ZM141 235H143V234H141ZM147 235L148 234H146L145 236H146V238H147ZM161 235V234H160ZM159 234H158V237L160 236ZM186 235V234H185ZM224 235V234H223ZM227 236V237H224V236ZM223 237L225 238V242L224 243H226V245H223V244H221L222 246V255H221V257L225 260V262L227 263V264H237V261H238V259L240 260L239 262H241V258L243 257V256H245V258H247L249 255H247L249 252H251V250H249L250 248H247L249 251H245V253L246 252H248L246 255L245 254H243V251H242V253H241V250L239 251L240 253H241V255L240 256H242L241 258H238V259H236L234 256H233V254H232V252L234 251H230L231 249H233L234 248V246L232 247H230V241L232 240L231 238H230V233H227L226 232V234H225ZM257 235H258V233H257ZM0 236V237H1ZM24 236V235H23ZM22 236V237H23ZM25 236H27V235H25ZM40 236V235H39ZM45 236V235H44ZM53 236V237H52ZM73 236H72V238L71 239H75V238H73ZM166 236V235H165ZM183 236H184V234H183ZM210 236H211V234H210ZM222 236V235H221ZM246 236V235H245ZM248 236V235H247ZM42 237V236H41ZM68 237V239H69V236H67ZM70 237H71V235H70ZM77 237V238H78ZM85 237H86V239H87V237L88 236H86L85 235ZM149 238H151L150 237V234H149V236H148ZM207 237H208V235H207ZM2 238H4V237H2ZM2 238H0V239H2ZM28 238V237H27ZM66 238V237H65ZM78 238V239H79ZM83 238V240H85L84 239V236L82 237ZM119 238H121L122 239V241H120L121 239H119ZM154 238H156V237H154ZM166 238V237H165ZM192 238H193V236H192ZM191 238V240H193ZM212 238V237H211ZM219 238V237H218ZM245 238V237H244ZM6 239H3V240H0L1 242V244H3L2 243V241H4V240H6ZM25 239V238H24ZM43 239V238H42ZM67 239V238H66ZM78 239L77 240H75V241H78ZM160 239V238H159ZM178 239V238H177ZM189 239H190V237H189ZM231 239V240H230ZM255 239V238H254ZM261 239H263V238H261ZM20 240H22V239H20ZM65 240V239H64ZM81 241L82 243L84 242V241ZM152 240V239H151ZM156 240H158V238L156 239ZM175 239H173V241H174ZM210 240V239H209ZM242 240H244V239H242ZM26 241V240H25ZM44 241V240H43ZM49 241H50V239H49ZM69 241V240H68ZM71 241H72V244H74V245H69L70 243H71ZM71 241H69L70 243L68 244L69 245V247H74L73 248V250L74 251H72V248H71V252L69 251V254L71 253L72 255H74L75 254V252H76V248H78V247H76L75 246V244H76V242H74L73 240H71ZM141 241H142V243H141ZM148 241V240H147ZM159 241V240H158ZM160 241H161V239H160ZM169 241V240H168ZM179 241V240H178ZM211 241V240H210ZM223 241H224V239H223ZM223 241L221 242V243H223ZM237 241H239L238 239H237ZM245 241H246V239H245ZM252 241V240H251ZM6 242H7V240H6ZM27 242V241H26ZM62 242V241H61ZM65 242V241H64ZM67 242V241H66ZM65 242V243H66ZM79 243H80V241H78ZM209 242V241H208ZM232 242H236V241H232ZM231 242V243H232ZM118 243H120V244H118ZM139 243H141L140 244V246H139ZM151 243V242H150ZM180 243H182V242H180ZM186 243V242H185ZM211 243V242H210ZM245 242H243V244H244ZM256 243V242H255ZM0 244V245H1ZM57 244V243H56ZM59 244H61L62 246H63V244L64 243H60L59 242ZM59 244H57V246L59 245ZM86 244V243H85ZM173 244V243H172ZM188 244V243H187ZM204 244V243H203ZM243 244H241V246L243 245ZM245 244H247V243H245ZM6 245H1V246H6ZM65 246H66V244H64ZM77 245V244H76ZM164 245V244H163ZM174 245V244H173ZM206 245V244H205ZM212 245V244H211ZM254 245V244H253ZM258 245V244H257ZM262 245V244H261ZM0 246V247H1ZM81 246V245H80ZM118 246V247H119ZM204 246V245H203ZM223 246H224V249H223ZM225 246H226V248H225ZM244 246V245H243ZM68 247V246H67ZM67 247H64V249L66 248V249H68ZM112 247V248H111ZM115 247H117V246H114V248L113 249H115ZM207 247V246H206ZM209 247V246H208ZM217 247V246H216ZM220 247V246H219ZM247 247V246H246ZM251 247V246H250ZM253 247V246H252ZM255 247V246H254ZM253 247V248H254ZM2 248V247H1ZM80 248V247H79ZM84 248H85V246H84ZM84 248H83V250L82 251H84ZM87 248H85V249H87ZM89 248V249H90ZM168 248H169V246H168ZM168 248H166L167 250H168ZM205 248V247H204ZM213 247L211 246V249L210 250H213L212 249ZM231 248V249H230ZM242 248H244V250H245V246L244 247H242ZM257 247H255L254 249H256ZM45 249H46V253H45ZM60 249V251H61V249H62V247L61 248H59ZM65 249V250H66ZM116 249H118V248H116ZM180 249V248H179ZM199 249V248H198ZM207 249V248H206ZM220 249V248H219ZM234 249H236V246H235V248ZM241 249V248H240ZM259 249V248H258ZM54 250V249H53ZM55 250H57V249H55ZM54 250V251H55ZM70 250V249H69ZM91 250H92V248H91ZM193 250V249H192ZM203 250V249H202ZM208 250V249H207ZM215 250V249H214ZM257 250V249H256ZM255 250V251H256ZM59 251V252H60ZM118 251V250H117ZM176 251V250H175ZM201 251V250H200ZM220 251V250H219ZM235 251H237V250H235ZM252 251H254V250H252ZM48 252L50 253V251L48 250ZM58 252V250L56 251V253ZM64 252V250H62V253ZM66 252V251H65ZM74 254H73V253ZM85 252H87V255H88V253H89V250L88 251H85ZM84 252V253H85ZM92 252V251H91ZM177 252V251H176ZM204 252H205V250H204ZM211 252V251H210ZM214 253L216 252V250L215 251H213ZM213 252H211V253H213ZM239 252H237V254L236 255H239L240 253ZM261 252V251H260ZM51 253H53V252H51ZM62 253H60L59 255H58V258H57V254L55 255V257L54 258H56L55 260H56V262L54 263L53 262V260L54 259H52V262H53V264H78L79 262L77 261L78 259H76V260H74L73 258V256L71 257V256H69V258L68 259H66V258H64V257H68V256H64V255H62ZM67 253H68V251H67ZM110 253H111V255H110ZM113 253H114V251H113ZM184 253H186V251L184 252ZM236 253V252H235ZM252 253V252H251ZM254 253V252H253ZM262 253V252H261ZM54 254L55 253H53V255L52 256H54ZM93 254V253H92ZM122 254H120V255H122ZM202 254V253H201ZM255 254V256H256V252L254 253ZM257 254H258V252H257ZM89 255H90V253H89ZM122 255V256H123ZM177 255H179V254H177ZM176 254H175V256H174V258H172L173 259V262H171L172 264H192V262H191V260L189 261V259H188V261L186 260L185 261V259L184 260H181V261H184L183 263H181L180 261H179V257L177 256ZM207 255H208V253H207ZM217 255V254H216ZM220 255V254H219ZM218 255V256H219ZM235 255V256H236ZM253 254H251L250 256H252ZM260 255V254H259ZM45 256V255H44ZM52 256L50 257V258H52ZM62 256V257H61ZM64 256V257H63ZM74 256H78V255H74ZM91 256L92 255H90V258H91ZM94 256V255H93ZM92 256V257H93ZM180 256V255H179ZM211 256H212V254H211ZM239 256V257H240ZM247 256V257H246ZM249 256V257H250ZM258 256V255H257ZM43 257V256H42ZM42 257H40V259L39 260H42L41 258ZM47 256H45V257H43V258H46ZM98 257V256H97ZM111 257L110 258H108L106 261H108V260H110L111 259ZM115 257H113V258H115ZM119 257H121V256H119ZM118 257V259H121V258H119ZM131 257H133V255L132 256H130V257H128L127 259H125L126 260V263L129 261V260H133V259H129V258H131ZM142 257V256H141ZM220 257V256H219ZM220 257V258H221ZM253 257H254V255H253ZM253 257H251V258H253ZM62 258V259H61ZM63 258L64 259H66V260H63ZM84 258H86V257H84ZM89 258V257H88ZM124 258V257H123ZM126 258V257H125ZM139 258V257H138ZM194 258V257H193ZM212 258H215L214 256H212ZM244 258V257H243ZM242 258V259H243ZM250 258V260H252ZM256 258V257H255ZM263 258V257H262ZM30 259V260H29ZM35 259V258H34ZM37 259H35V260H33V261H36ZM47 259H48V257H47ZM96 259V258H95ZM97 259H100V258H97ZM116 259V258H115ZM115 259H111L110 261H112V260H115ZM143 261H144V259L143 258H141ZM140 259V260H141ZM198 259V258H197ZM209 259V258H208ZM207 258H206V260H208ZM219 259V258H218ZM222 259V260H223ZM249 259V258H248ZM257 259H259V258H257ZM51 260V259H50ZM82 260L85 262V264H87V260L85 259H81V262H82ZM104 260V261H105ZM117 260V259H116ZM136 260V258L134 259V261ZM141 260V261H142ZM165 260V259H164ZM195 260V259H194ZM201 260H202V258H201ZM204 260V259H203ZM215 260V259H214ZM214 260H212L213 262H210V263H212V264H216V263H214ZM221 260V259H220ZM254 260V259H253ZM33 261H31V262H33ZM46 261V260H45ZM48 261V260H47ZM77 261V262H76ZM103 260L101 259V261L99 260V263L101 262V263H103L102 262ZM110 261H108V262H110ZM118 261V260H117ZM121 261V260H120ZM123 261V260H122ZM166 261H168V260H166ZM169 261H171V260H169ZM168 261V262H169ZM243 261H245V259L243 260ZM255 261V260H254ZM31 262L29 263V264H31ZM38 262V261H37ZM36 262V263H37ZM84 262H82V263H84ZM90 262V261H89ZM95 262V261H94ZM133 262V261H132ZM198 262V261H197ZM206 262V261H205ZM215 262H216V260H215ZM220 262V261H219ZM219 262H217V263H219ZM224 262V261H223ZM238 262V264H240ZM251 262V261H250ZM262 262V260L259 262L260 264H262L261 263ZM35 263V264H36ZM42 263V262H41ZM100 263V264H101ZM107 263V262H106ZM111 263V262H110ZM117 263V262H116ZM119 263V262H118ZM117 263V264H118ZM121 263V262H120ZM145 264H146V262H144ZM194 263V262H193ZM201 263V262H200ZM222 263V262H221ZM248 263H249V261H248ZM247 263V264H248ZM37 264H40V263H37ZM49 264V263H48ZM79 264H81V263H79ZM88 264H90V263H88ZM104 264V263H103ZM108 264V263H107ZM115 264V263H114ZM125 264V263H124ZM127 264H129V263H127ZM134 264V263H133ZM166 264V263H165ZM170 264V263H169ZM197 264V263H196ZM222 264H224V263H222ZM241 264H243V263H241ZM245 264V263H244Z\"/></svg>",
  "mask_w": 264,
  "mask_h": 264
}]
</instances>
